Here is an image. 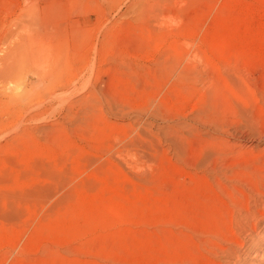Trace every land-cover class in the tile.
I'll list each match as a JSON object with an SVG mask.
<instances>
[{
    "label": "rangeland",
    "instance_id": "1",
    "mask_svg": "<svg viewBox=\"0 0 264 264\" xmlns=\"http://www.w3.org/2000/svg\"><path fill=\"white\" fill-rule=\"evenodd\" d=\"M143 1L0 0V264H264V0Z\"/></svg>",
    "mask_w": 264,
    "mask_h": 264
},
{
    "label": "bare ground",
    "instance_id": "2",
    "mask_svg": "<svg viewBox=\"0 0 264 264\" xmlns=\"http://www.w3.org/2000/svg\"><path fill=\"white\" fill-rule=\"evenodd\" d=\"M141 1H143V0H141ZM145 1V0H144ZM143 1V2H144ZM137 2V1H136ZM142 2V3H143ZM193 2H195V1H193ZM135 3V2H134ZM133 3V4H134ZM140 2H138L137 3V5L139 6L140 4H139ZM141 3V4H142ZM145 3V2H144ZM136 5V4H135ZM144 5V4H143ZM146 5V4H145ZM150 5V4H149ZM190 5V4H189ZM140 6H142V5H140ZM177 6V5H176ZM151 7V6H150ZM193 7V6H192ZM147 8V7H146ZM135 9V8H134ZM141 9V8H140ZM159 9V8H158ZM138 10V9H137ZM150 10V9H149ZM148 10V11H149ZM131 11V10H130ZM137 12V11H136ZM147 12V11H146ZM160 12V11H159ZM181 16V15H180ZM165 17V16H164ZM183 17V16H182ZM135 18V17H134ZM186 18V17H185ZM109 20V19H108ZM158 20V19H157ZM136 21V20H135ZM163 21V20H162ZM159 22V21H158ZM6 88V87H5ZM9 88V87H8ZM262 137H264V136H262ZM262 139H264V138H262ZM261 139V140H262ZM231 144V143H230ZM228 146V145H227ZM231 146H233V147H240V145H237V144H231ZM231 146H230V148H231ZM232 147V148H233ZM241 154V153H240ZM239 154V155H240ZM248 154V153H247ZM261 154V153H260ZM218 155H219V153H218ZM238 155V154H237ZM251 155V154H250ZM225 156V155H224ZM229 156V155H228ZM261 156V155H260ZM221 157V156H220ZM241 157H243V156H241ZM240 157V158H241ZM245 157H248V156H245ZM253 157V156H252ZM251 157V158H252ZM256 158V157H255ZM259 158V157H258ZM219 159V158H218ZM249 159V158H248ZM247 159V161H249ZM257 159V158H256ZM261 159H264V158H261ZM244 160V159H243ZM246 160V159H245ZM244 160V161H245ZM218 161V160H217ZM220 161H222V160H220ZM219 161V162H220ZM225 161V160H224ZM229 161V160H228ZM246 162V161H245ZM214 165V164H213ZM247 165V164H246ZM223 166V165H222ZM213 168H215L214 166H213ZM212 169V168H211ZM242 169H243V167H242ZM211 171V170H210ZM216 171H218V170H216ZM221 171V170H220ZM220 171H219V173H220ZM211 172H213V171H211ZM214 173V172H213ZM216 173V172H215ZM214 173V174H215ZM225 174V173H224ZM220 175H222V174H220ZM213 176H215V175H213ZM220 177H223V175L222 176H220ZM224 178V177H223ZM262 197H264V196H262ZM261 199V198H260ZM257 200V199H256ZM254 201V200H253ZM254 203V202H253ZM257 203V202H256ZM258 203H259V205H261V203H262V201L261 200H259L258 201ZM255 204V203H254ZM256 205V204H255ZM259 207V206H258ZM260 207H264V206H260ZM254 209H256V208H254ZM262 209H264V208H262ZM262 209H261V213L259 212L257 215V217H254V220H255V222L253 223V219L252 218H250L249 216V214L247 213V215H249V216H246L245 214H243L244 216L242 217V218H240V221H242L243 223H244V225L246 226V224H248V226H251V230H255V226L257 225V223H259V222H264V213H262V212H264V211H262ZM253 211V210H252ZM257 210H255L254 212H256ZM253 213V212H252ZM257 213V212H256ZM239 214V213H238ZM254 214V213H253ZM252 214V215H253ZM237 215V214H236ZM240 215V214H239ZM256 215V214H255ZM233 218V217H232ZM236 219H238L237 217H236ZM235 219V220H236ZM239 221V220H238ZM238 221H236V222H238ZM239 221V222H240ZM234 225H235V223H233ZM232 225V224H231ZM239 226V225H238ZM234 228L236 227V226H233ZM242 227V226H241ZM242 228H244V227H242ZM239 230V229H238ZM238 230H237V228L235 229V230H233V228H230L229 229V233H230V237H224V236H222L220 239H219V237L218 236H215V237H218V239L220 240V242L222 241L223 243H215L214 245H213V243H211V246L212 247H210V250H209V253L211 254V256L213 257V259L212 260H210V263L209 264H224L223 262H220V260H219V256H226V257H228V258H231V259H235L236 257H238V252L239 251H237V250H235V249H231V247L232 246H235L236 248H238V250H241L243 247H244V245H245V242L247 243L248 241H245L244 239H242V238H240V233L242 234V233H244V232H242L241 230L242 229H240V232H239V234L237 233L238 232ZM247 230V229H246ZM226 233V232H225ZM227 234V233H226ZM245 234H246V231H245ZM245 236V235H244ZM250 238V237H249ZM246 239V238H245ZM248 239V238H247ZM246 239V240H247ZM216 241V240H215ZM211 242V241H210ZM241 252V251H240ZM221 258V257H220ZM238 258H236L235 259V262L233 263V262H231L230 260L229 261H227V262H231V263H233V264H238V260H237ZM240 260V259H239ZM230 263V264H231ZM229 264V263H228Z\"/></svg>",
    "mask_w": 264,
    "mask_h": 264
}]
</instances>
